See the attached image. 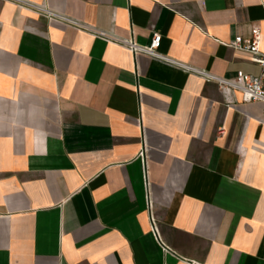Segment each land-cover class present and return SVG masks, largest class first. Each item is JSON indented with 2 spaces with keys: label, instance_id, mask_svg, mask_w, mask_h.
Wrapping results in <instances>:
<instances>
[{
  "label": "crops",
  "instance_id": "1",
  "mask_svg": "<svg viewBox=\"0 0 264 264\" xmlns=\"http://www.w3.org/2000/svg\"><path fill=\"white\" fill-rule=\"evenodd\" d=\"M0 0V264H264V104L132 53L258 75L264 0Z\"/></svg>",
  "mask_w": 264,
  "mask_h": 264
},
{
  "label": "built area",
  "instance_id": "2",
  "mask_svg": "<svg viewBox=\"0 0 264 264\" xmlns=\"http://www.w3.org/2000/svg\"><path fill=\"white\" fill-rule=\"evenodd\" d=\"M23 6L39 8L52 18L64 19V21L73 22V20L67 19L59 14L52 12L51 10L39 7L28 0H11ZM74 23V22H73ZM94 36L100 37L107 41H112L126 47L130 52L143 53L152 58H156L170 64L179 66L186 71H190L195 75L201 77L205 81L215 80L218 86L227 92L239 91L242 95V100L250 102H262L264 104V40L261 38L260 31L257 27L253 26L251 29V37L244 38L242 36H235L229 43L233 49L243 51L251 54L254 61L260 66V72L258 75L245 74L238 72L235 77L224 78L209 73L202 68H195L189 64L174 60L161 51L159 46L162 35L159 32L153 33L149 44H141L137 42L133 36H117L110 31L101 29H90Z\"/></svg>",
  "mask_w": 264,
  "mask_h": 264
}]
</instances>
